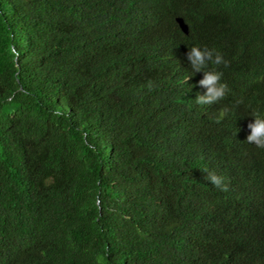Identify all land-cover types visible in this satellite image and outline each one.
Here are the masks:
<instances>
[{"label":"trees","instance_id":"obj_1","mask_svg":"<svg viewBox=\"0 0 264 264\" xmlns=\"http://www.w3.org/2000/svg\"><path fill=\"white\" fill-rule=\"evenodd\" d=\"M191 46L226 61L223 114ZM252 110L264 0H0V264H264Z\"/></svg>","mask_w":264,"mask_h":264},{"label":"clouds","instance_id":"obj_2","mask_svg":"<svg viewBox=\"0 0 264 264\" xmlns=\"http://www.w3.org/2000/svg\"><path fill=\"white\" fill-rule=\"evenodd\" d=\"M186 59L190 65L191 75L184 79V84L192 75L202 73V79L197 82V87L204 89V92L197 95L195 99L196 103L200 105H212L219 101L218 108L221 109L220 114H223L225 112L224 108H227L224 97L228 91V87L222 82V73L210 68V65L219 66L226 64L222 54L207 47L191 46L186 53ZM233 104L237 105L239 111L241 110L242 106L239 101H235ZM243 114L249 118L246 119L240 115H235V120L239 117L237 123H243L242 131L243 135H245L244 139L256 148L264 150V113L252 110ZM205 179L221 191L228 190L224 177L214 172H207Z\"/></svg>","mask_w":264,"mask_h":264},{"label":"water","instance_id":"obj_3","mask_svg":"<svg viewBox=\"0 0 264 264\" xmlns=\"http://www.w3.org/2000/svg\"><path fill=\"white\" fill-rule=\"evenodd\" d=\"M176 22L179 26V28L181 29V31L187 35L188 34V28L187 26L184 24L183 20L181 18H176Z\"/></svg>","mask_w":264,"mask_h":264}]
</instances>
